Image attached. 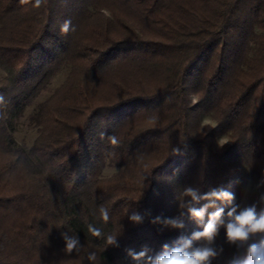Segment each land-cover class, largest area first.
Segmentation results:
<instances>
[{
	"label": "trees",
	"instance_id": "trees-1",
	"mask_svg": "<svg viewBox=\"0 0 264 264\" xmlns=\"http://www.w3.org/2000/svg\"><path fill=\"white\" fill-rule=\"evenodd\" d=\"M0 97V264H153L189 241L245 264L264 238L226 231L232 208L264 214V0H0Z\"/></svg>",
	"mask_w": 264,
	"mask_h": 264
},
{
	"label": "clouds",
	"instance_id": "clouds-1",
	"mask_svg": "<svg viewBox=\"0 0 264 264\" xmlns=\"http://www.w3.org/2000/svg\"><path fill=\"white\" fill-rule=\"evenodd\" d=\"M41 0H36L37 5H39ZM67 31V24L64 28ZM3 101V97H0V102ZM115 140L113 139V142ZM188 194L193 197V200L197 199V196L190 189ZM208 198L215 199H229L232 197L229 193L224 191H213L208 194ZM191 213L195 217H202L204 215L205 209H190ZM223 214V209H218L216 212L211 214L209 222L205 226L203 232H197L194 234V238H199L201 236L207 237L209 240L215 235L218 223H221V216ZM107 213L105 212V216ZM230 222L226 225L227 237L230 241L244 242L250 238L251 234L254 233H264V214L258 215L256 213L255 207H248L239 212L236 208H232L228 213ZM132 219L139 221V216H133ZM175 224V222H172ZM111 242V241H110ZM76 241L72 240L68 243L69 250L74 247ZM190 245V241L187 242L184 248H176L171 252L165 251L164 253L158 255L153 264H204L209 256L214 255L210 249L197 250L195 252L189 253L185 249ZM143 255V253L141 254ZM245 264H264V238H262L258 244H251L248 249V258Z\"/></svg>",
	"mask_w": 264,
	"mask_h": 264
},
{
	"label": "rangeland",
	"instance_id": "rangeland-1",
	"mask_svg": "<svg viewBox=\"0 0 264 264\" xmlns=\"http://www.w3.org/2000/svg\"><path fill=\"white\" fill-rule=\"evenodd\" d=\"M62 77H63V72L56 75L50 84L51 87L56 85L62 79ZM44 95L46 94L44 93ZM31 109H32V104L26 108V110L23 113V116H21L17 121L16 131L14 132V136L20 142L23 141L25 143H29L31 139L33 138V136L35 135V129L32 126H30L27 122V116H28V113L31 111ZM200 122L201 123H211V119L206 116H202L200 119ZM225 140H226L225 137H218L217 143H221ZM110 171L111 169L107 168L105 169L104 172L108 173Z\"/></svg>",
	"mask_w": 264,
	"mask_h": 264
},
{
	"label": "snow or ice",
	"instance_id": "snow-or-ice-1",
	"mask_svg": "<svg viewBox=\"0 0 264 264\" xmlns=\"http://www.w3.org/2000/svg\"><path fill=\"white\" fill-rule=\"evenodd\" d=\"M113 143H115V141Z\"/></svg>",
	"mask_w": 264,
	"mask_h": 264
}]
</instances>
